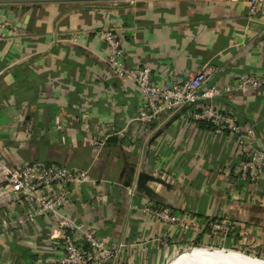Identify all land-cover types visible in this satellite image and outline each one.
Here are the masks:
<instances>
[{
    "label": "crops",
    "instance_id": "obj_1",
    "mask_svg": "<svg viewBox=\"0 0 264 264\" xmlns=\"http://www.w3.org/2000/svg\"><path fill=\"white\" fill-rule=\"evenodd\" d=\"M258 5L254 15L250 0L9 5L11 20L0 17V166L41 160L87 171L93 184L72 191L60 212L107 245H123L109 264H177L204 249L261 257L264 170L256 182L240 177L234 137L191 119L200 104L136 120L141 96L109 71L97 37L112 29L127 67L149 66L153 82H183L210 67L206 85L223 87L241 74L264 75ZM215 102L264 149V88ZM147 203L171 207L192 229L153 218L142 211ZM26 208L0 205V264L58 256L48 217L16 222ZM215 219L231 231L213 234Z\"/></svg>",
    "mask_w": 264,
    "mask_h": 264
},
{
    "label": "built area",
    "instance_id": "obj_2",
    "mask_svg": "<svg viewBox=\"0 0 264 264\" xmlns=\"http://www.w3.org/2000/svg\"><path fill=\"white\" fill-rule=\"evenodd\" d=\"M250 15L257 12L264 0H250ZM97 37L105 44V61L109 71L131 82L138 90L143 105L138 121L152 122L164 112L175 111L185 105L200 104L190 112L195 122H206L218 131L232 135L242 157L239 173L242 179L258 181L264 170V149L253 144V133L243 130L235 115L219 107L215 99L222 94L246 93L264 88V75L241 74L226 86L206 85L211 74L204 67L179 83L153 82L149 66L128 68L122 53L121 41L112 29H101ZM96 147L102 142L93 141ZM94 179L85 170L35 160L26 164L0 166V205H26V212L16 219L18 224L33 223L37 218L48 217L53 237L57 240L58 256L45 264H109L122 251L123 245L110 246L99 239L83 222H76L61 214L72 191ZM142 211L167 224L183 230L192 229L191 220L181 217L169 206L147 203ZM7 224V222L3 223ZM207 228L215 235H227L232 225L227 220L215 219Z\"/></svg>",
    "mask_w": 264,
    "mask_h": 264
},
{
    "label": "rangeland",
    "instance_id": "obj_3",
    "mask_svg": "<svg viewBox=\"0 0 264 264\" xmlns=\"http://www.w3.org/2000/svg\"><path fill=\"white\" fill-rule=\"evenodd\" d=\"M207 253L218 256L217 259L219 260L220 264H264V255L262 254L261 257L263 258H261L260 256H252L250 254L241 253L238 251L219 249H204L200 252H195L193 254H190L184 261L182 260L177 264H183L189 258L204 256Z\"/></svg>",
    "mask_w": 264,
    "mask_h": 264
},
{
    "label": "water",
    "instance_id": "obj_4",
    "mask_svg": "<svg viewBox=\"0 0 264 264\" xmlns=\"http://www.w3.org/2000/svg\"><path fill=\"white\" fill-rule=\"evenodd\" d=\"M113 1H143V0H0V17L6 16L11 20L12 16L7 15L9 5H24V4H42V3H83V2H113ZM19 24H17L18 26Z\"/></svg>",
    "mask_w": 264,
    "mask_h": 264
},
{
    "label": "bare ground",
    "instance_id": "obj_5",
    "mask_svg": "<svg viewBox=\"0 0 264 264\" xmlns=\"http://www.w3.org/2000/svg\"><path fill=\"white\" fill-rule=\"evenodd\" d=\"M217 258H218V256L207 253L204 256H196V257L189 258L183 264H220L219 260Z\"/></svg>",
    "mask_w": 264,
    "mask_h": 264
},
{
    "label": "trees",
    "instance_id": "obj_6",
    "mask_svg": "<svg viewBox=\"0 0 264 264\" xmlns=\"http://www.w3.org/2000/svg\"><path fill=\"white\" fill-rule=\"evenodd\" d=\"M258 255V254H257Z\"/></svg>",
    "mask_w": 264,
    "mask_h": 264
}]
</instances>
